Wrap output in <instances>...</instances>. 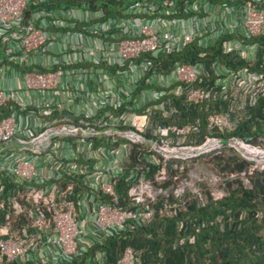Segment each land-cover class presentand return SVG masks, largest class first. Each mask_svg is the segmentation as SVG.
I'll use <instances>...</instances> for the list:
<instances>
[{
	"label": "built area",
	"instance_id": "1",
	"mask_svg": "<svg viewBox=\"0 0 264 264\" xmlns=\"http://www.w3.org/2000/svg\"><path fill=\"white\" fill-rule=\"evenodd\" d=\"M263 37L264 0H0V264H71L149 221V209L118 202L122 178L137 206L161 192L133 184L134 146L152 159L155 146L166 152L196 131L153 124L150 113L174 114L171 98L231 99L234 113L264 97V76L247 68L164 69V59L226 38L224 53L254 63ZM231 125L227 114L207 118L208 130ZM118 264H134L130 248Z\"/></svg>",
	"mask_w": 264,
	"mask_h": 264
},
{
	"label": "trees",
	"instance_id": "2",
	"mask_svg": "<svg viewBox=\"0 0 264 264\" xmlns=\"http://www.w3.org/2000/svg\"><path fill=\"white\" fill-rule=\"evenodd\" d=\"M225 39H221L209 50L191 46L180 55L169 56L164 59L162 68L168 69L174 62L193 65L200 63L206 72H211L212 62L218 61L227 69L247 68L250 73L264 76V37L254 40L261 46L254 63H246L234 53H224L222 42ZM212 77L196 86L205 89L214 82ZM230 100L214 97L203 104L194 105L184 97L171 98L169 101L172 106L169 109L173 108L174 114L165 118L162 112L152 111L148 117L152 118L153 124L164 128L172 125L195 128L196 131L184 138L187 140L186 145L199 146L211 138L218 143L230 139L245 141L250 146H264V97L255 105L247 104L238 113L230 112ZM144 111L142 109L138 112L140 120L146 118ZM218 113L229 116L231 127L226 130H208V116ZM235 115L242 117V120H234ZM223 134H230L231 137L227 138ZM147 135L151 136L150 133ZM259 139H262L261 143ZM225 143L221 144L225 146ZM146 149L143 145H135L130 163L127 164L136 174L133 184L137 185L144 179L161 192L154 200L147 199L145 205L137 206L127 198L131 184L122 178L118 182L117 193L119 206L124 211L141 213L149 209L152 212L151 219L127 223L123 233L108 237L102 245L91 247L85 256L79 261L74 259L71 264H96L95 253L102 254L101 261L104 264H118L128 248L134 264H264V171L244 159L230 158L225 166L220 167L221 174L237 178L225 182V196L217 200L208 191L196 196L186 191L177 197L172 188L181 162L155 163L144 156ZM177 164L179 168L175 170L173 165ZM161 170L165 171L161 179L163 182H158L156 176L161 177ZM240 174L246 177L247 186L240 180ZM170 188L168 196H165L164 191ZM106 201L110 202L108 199ZM179 206L183 207L178 209Z\"/></svg>",
	"mask_w": 264,
	"mask_h": 264
},
{
	"label": "rangeland",
	"instance_id": "3",
	"mask_svg": "<svg viewBox=\"0 0 264 264\" xmlns=\"http://www.w3.org/2000/svg\"><path fill=\"white\" fill-rule=\"evenodd\" d=\"M236 113H238V111H236ZM238 116L239 115H235L234 120L239 119L240 122L242 120L240 118L242 117H238ZM223 135L226 136L227 138L231 137L230 134H223ZM208 140L210 142L215 141V139H211V138ZM186 141L187 140L184 139L183 142L181 141L178 144H170L169 147L163 146L165 147L166 152L160 151L161 145L159 144V146H157V148L155 146V149L151 152L152 160L155 163H165L167 161H173V163L181 162L180 171H178L179 173L177 174V178L175 179V184L174 187L172 188V191L175 192L177 197L182 196L186 191L190 192L194 196L203 194V192L208 191L210 196L213 199H217V200L220 199V197L225 196L226 194L225 182L227 180L233 181L237 177L223 176L221 174L222 171L220 170V167L225 166L227 160L230 158H240V159H244V158L233 147H231L230 139L220 140L221 143H224V141H226L225 146L219 143L220 144V145L218 144L219 147L212 149L211 148L205 149L204 147V145L206 144L205 142H203L199 146H193V145H186ZM237 142L241 143L242 141H237ZM258 142L261 143L262 139H259ZM242 143L245 146H247L246 148L248 152H253L254 150L260 151V154L254 156L256 157L258 162H256L255 160H251L254 157L251 158L250 160H246V159L244 160L254 163V166H256L258 170L264 171V155H261L264 154L262 153L264 152V146H250L245 141ZM148 147L149 149L151 148V146ZM235 147L237 148L238 144H235ZM189 149L193 150L192 153L188 152L189 154H184L181 152L182 150H189ZM252 166L253 165H251V167ZM173 168L177 170V168H179V164L173 165ZM159 177H160L159 175L156 176V181L163 182ZM239 178L241 181H243L245 186L248 185L244 174H240ZM152 189L154 194H157L159 192L157 191L159 189L154 185ZM170 190L171 188L168 189L167 191H164L165 193L164 195L168 196ZM182 207L179 206L177 208L181 209Z\"/></svg>",
	"mask_w": 264,
	"mask_h": 264
},
{
	"label": "bare ground",
	"instance_id": "4",
	"mask_svg": "<svg viewBox=\"0 0 264 264\" xmlns=\"http://www.w3.org/2000/svg\"><path fill=\"white\" fill-rule=\"evenodd\" d=\"M235 144H238V149L242 152V153H244L245 154V156L246 157H248L249 159H251V158H253L254 156H257L258 154H260V151H258V150H254L253 152H248V150H247V146H243V144H241V143H238V142H231V146L232 147H235ZM217 147H219V145H218V142H216V141H213V142H210L209 144H207L206 146H205V149L207 148H217ZM182 153H184L185 152V150H182L181 151ZM262 153H264V152H262ZM189 154V153H188ZM261 155H264V154H261ZM260 155V156H261ZM259 157V156H258ZM251 160H255L256 162H258L257 161V159H256V157H254L253 159H251Z\"/></svg>",
	"mask_w": 264,
	"mask_h": 264
},
{
	"label": "water",
	"instance_id": "5",
	"mask_svg": "<svg viewBox=\"0 0 264 264\" xmlns=\"http://www.w3.org/2000/svg\"><path fill=\"white\" fill-rule=\"evenodd\" d=\"M235 143V142H234ZM244 159H246V160H250L248 157H246L245 156V154L244 153H242L238 148H236V147H233ZM184 154H188V152H184Z\"/></svg>",
	"mask_w": 264,
	"mask_h": 264
},
{
	"label": "clouds",
	"instance_id": "6",
	"mask_svg": "<svg viewBox=\"0 0 264 264\" xmlns=\"http://www.w3.org/2000/svg\"><path fill=\"white\" fill-rule=\"evenodd\" d=\"M232 142H235V140H234V141L232 140ZM219 145H220V144H219ZM231 147H232V146H231Z\"/></svg>",
	"mask_w": 264,
	"mask_h": 264
}]
</instances>
